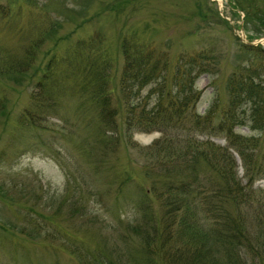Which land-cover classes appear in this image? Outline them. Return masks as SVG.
I'll use <instances>...</instances> for the list:
<instances>
[{"label":"rangeland","instance_id":"obj_1","mask_svg":"<svg viewBox=\"0 0 264 264\" xmlns=\"http://www.w3.org/2000/svg\"><path fill=\"white\" fill-rule=\"evenodd\" d=\"M123 39L163 53L167 74L178 64L187 69L195 57L194 109L201 117L213 111L210 124L218 126L229 114L230 79L258 64L261 50L250 53L243 45L264 50V0H0V264H91L89 257L72 256L74 246L83 256L140 249L139 190L164 169L158 161L165 153L154 145L174 130H141L147 124L139 116L154 110L158 94L152 83L131 99L122 96ZM78 48L85 60L91 53L106 67L110 118L99 116L88 96L79 101V59L72 57ZM49 63L54 96L36 84ZM260 71L264 76V65ZM250 104L235 112L246 126ZM261 121L264 126V112ZM246 126L235 133L255 136L264 147V129ZM179 127L171 133L189 139ZM192 135L227 144L224 133ZM181 149L179 143L176 154ZM233 158L242 179L241 158ZM252 189H264V177ZM150 205L158 214L153 199ZM231 214L237 213L231 208ZM255 224L247 223L246 233L258 248L263 235Z\"/></svg>","mask_w":264,"mask_h":264},{"label":"trees","instance_id":"obj_2","mask_svg":"<svg viewBox=\"0 0 264 264\" xmlns=\"http://www.w3.org/2000/svg\"><path fill=\"white\" fill-rule=\"evenodd\" d=\"M146 47L145 43L123 39L124 65L119 90L123 97L131 99L155 83L151 92H157L158 99L153 111H143L139 116V122L147 124L141 130L163 133L173 128L174 131H170L164 142L154 145L155 152L165 153L163 161H158V167L164 169L157 170L156 175L148 172L147 176L150 174L154 180L148 189L139 190L136 210L142 223L135 227V231L142 244L134 253H126L125 250L110 252L114 257L104 251H93L83 256L74 246L72 256L89 257L91 264H264V189H252L254 182L264 177V147L255 136H242L234 131L240 125L246 126L243 117L240 122L235 116L244 101H251L248 110L251 122L246 127L260 132L264 129L262 121L258 122L264 112V76L260 74L264 50L243 45L250 53L261 50L258 64L240 69L238 75L232 76L228 87L229 114L219 121L224 124L212 126L213 111L201 117L194 109L191 73L197 59L188 60L184 64L189 66L187 69L178 64L172 73L167 74L163 53L156 55L153 51H146ZM82 51L78 48L72 55L79 59V83L75 89L80 95L79 101L88 96L85 100L95 102L99 116L110 118L112 112L107 104L104 81L106 67L89 57L91 53H87L85 60V51ZM52 71L49 63L47 73L36 83L47 95H53L48 85L55 70ZM98 99L104 101L103 106L96 103ZM177 122H182L180 127ZM178 127L186 132L189 139L185 136L182 140L176 133H171ZM194 130L205 135L224 133L227 144L221 146L210 139L198 142L192 135ZM100 134L105 137L104 133ZM179 143L183 144V150L176 154ZM233 153L241 158L242 179H238ZM177 160L181 164L173 167ZM152 199L158 204V214H154L151 208ZM231 208L237 214L232 215ZM254 219L258 232L263 235L258 248L249 243L246 233V224ZM175 223L177 229L174 233Z\"/></svg>","mask_w":264,"mask_h":264}]
</instances>
